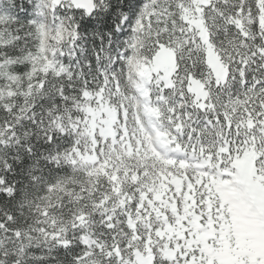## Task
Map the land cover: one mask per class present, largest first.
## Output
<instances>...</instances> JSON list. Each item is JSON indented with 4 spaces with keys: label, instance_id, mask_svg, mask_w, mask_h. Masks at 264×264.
<instances>
[{
    "label": "snow or ice",
    "instance_id": "6c2138e0",
    "mask_svg": "<svg viewBox=\"0 0 264 264\" xmlns=\"http://www.w3.org/2000/svg\"><path fill=\"white\" fill-rule=\"evenodd\" d=\"M0 264H264V0H0Z\"/></svg>",
    "mask_w": 264,
    "mask_h": 264
}]
</instances>
